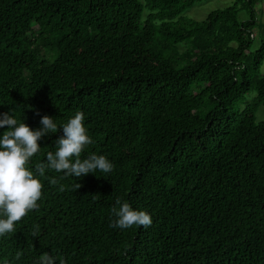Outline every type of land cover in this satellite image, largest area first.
<instances>
[{"label": "trees", "instance_id": "16d2710c", "mask_svg": "<svg viewBox=\"0 0 264 264\" xmlns=\"http://www.w3.org/2000/svg\"><path fill=\"white\" fill-rule=\"evenodd\" d=\"M200 1L0 0V113L35 130L42 116L59 127L82 111L93 143L81 158L114 166L80 178L46 170L39 207L0 237V264L45 252L57 264H264L259 0L183 15ZM61 135L38 141L29 166ZM117 197L152 225L110 227Z\"/></svg>", "mask_w": 264, "mask_h": 264}, {"label": "clouds", "instance_id": "9594fccd", "mask_svg": "<svg viewBox=\"0 0 264 264\" xmlns=\"http://www.w3.org/2000/svg\"><path fill=\"white\" fill-rule=\"evenodd\" d=\"M39 115V113H37ZM25 120V119H24ZM24 120H19L14 110L0 113V129L7 126V131L0 133V237L13 232L16 222L30 211L39 207L42 197V177L46 170L63 173L65 177L80 178L97 171L105 174L113 170L112 162L104 155L90 154L81 158L82 151L93 143L85 126V114L77 110L67 122L58 127L54 118L42 116L41 127L33 130ZM63 131L55 140V151H49L46 159L30 167L31 159L41 150L38 141L49 134ZM50 184L58 183L55 178H48ZM81 185L76 183L75 189ZM60 191L64 186L60 185ZM110 227L129 229L152 225L148 211L134 208L128 201L116 198L110 209ZM35 235V233H34ZM36 264H57L56 257L47 252L39 256ZM59 264H64L60 261Z\"/></svg>", "mask_w": 264, "mask_h": 264}, {"label": "rangeland", "instance_id": "374dc122", "mask_svg": "<svg viewBox=\"0 0 264 264\" xmlns=\"http://www.w3.org/2000/svg\"><path fill=\"white\" fill-rule=\"evenodd\" d=\"M235 4H238L239 8H242L243 6V2H240L238 0H202L200 2H197L190 9H188L183 15L188 19L194 21H203L212 11L219 9H226ZM256 10L258 14V23L254 30L255 42H254L253 50L259 48L261 44L264 42V0L258 1L256 5ZM247 19H248L247 10L242 9L241 12L239 13V20L246 21ZM179 46L181 47L182 50L184 49L183 45H179ZM258 75L259 76L264 75V60L258 71ZM199 86H200L199 84H195L193 89L200 90ZM255 96H256L255 93L246 95L240 104V110L243 111L246 108V106L252 102ZM209 110H210V106L206 105L200 111V115H204ZM256 121L258 123L264 122V105L259 107L256 113Z\"/></svg>", "mask_w": 264, "mask_h": 264}]
</instances>
